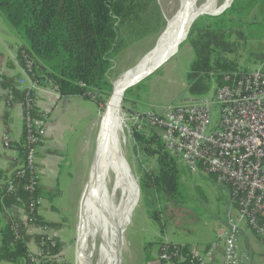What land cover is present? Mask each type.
<instances>
[{"label": "trees", "instance_id": "trees-1", "mask_svg": "<svg viewBox=\"0 0 264 264\" xmlns=\"http://www.w3.org/2000/svg\"><path fill=\"white\" fill-rule=\"evenodd\" d=\"M138 1L0 0V16L20 40L17 60L24 68L31 62L29 74L39 85H51L62 96L79 95L101 105L112 93L111 72L125 46L122 28ZM260 1L233 0L221 14L201 15L195 20L187 37L195 59L188 73L189 96L185 101L204 100L213 94L215 87L227 83V74L249 71L229 59L227 54L237 45L232 35H243L236 27L249 17ZM4 60L0 53V65ZM6 65L15 67L12 61ZM21 76L6 73L0 87L11 91L13 102L29 105L33 117H40L42 114L33 102L35 93L14 85ZM26 137L24 126L20 165L26 157ZM134 138L143 152L155 160V166L141 177L144 205L149 218L160 230L155 241L145 244L147 250L153 244L159 246L158 257L150 256L147 262L162 264L159 255L166 248L177 264H221L219 259L202 262L194 256L188 243L165 242L170 227L187 234L194 232L202 217L196 204L204 201L205 196L189 176L191 170L165 147L157 132L147 136L135 130ZM17 168L10 174L0 169V264H36L30 244L40 246L44 254L51 256L63 252L65 242L28 234L25 225L15 229L13 217L20 220L21 210H25L30 222L59 229L61 223L46 220L39 211L40 200L53 203L61 190L57 186L44 185L40 178L36 179L34 188L29 189L32 175L19 176ZM209 176L220 182L217 174ZM9 182L14 185L12 191H8Z\"/></svg>", "mask_w": 264, "mask_h": 264}, {"label": "rangeland", "instance_id": "rangeland-1", "mask_svg": "<svg viewBox=\"0 0 264 264\" xmlns=\"http://www.w3.org/2000/svg\"><path fill=\"white\" fill-rule=\"evenodd\" d=\"M206 1L195 0L197 5L204 4ZM232 1L227 5V0H215L217 8L221 11L218 14L202 15H219L224 11L221 8L223 6L229 7ZM179 7L180 0H139L125 21L122 28L125 46L117 57L111 72L113 90L111 95L105 98V103L99 105L96 152L99 147L102 122L108 102L114 92L115 82L128 70L136 67L157 46L168 28V20L178 13ZM236 29L243 31V35L240 36L238 33L232 35V39L236 41L237 45L232 52L227 54V57L235 60L242 68L246 67V69L252 70L264 62V0H261L252 8L249 17L240 22ZM0 36L10 39L13 48L17 49L15 44L17 40L19 42L20 40L2 16H0ZM194 59V51L186 39L181 43L176 54L125 91L121 113L123 118L122 152L131 174L137 180L140 198L138 204L130 211L129 220L122 226L121 232L124 231L122 234V248L120 243H117L120 264H151L146 259L150 256L158 257L159 246L153 244L147 250L145 244L155 241L160 236L158 226L148 216L141 189L142 174L150 171L155 166V160L144 153L139 143L136 142L134 131L128 120L129 113L131 110H159L160 107L171 102H184L187 100L189 96L187 90L188 73ZM87 127L88 121H80L74 126V136L76 138L74 148L77 142L87 135ZM94 156L95 150L87 161L91 166ZM77 159H69V162H65L58 176L57 184V181L51 180L49 177H42L44 185L57 186L61 190V194L53 203L44 199L43 210L48 219L63 223L61 231L66 239L64 251L68 264H84L85 257L88 256L90 259L87 258L86 264H105L101 252V246L104 243L103 228L99 230L96 237L89 236L86 249L81 245L86 224L85 211V217L82 218L81 215L82 197L89 184L92 167L80 171L83 163L79 165V162L83 161V157L80 156V159ZM114 172L113 167L110 165L106 173V178L108 177L106 181L111 196L112 191L115 189ZM209 175L210 173H195L192 171L189 175L193 183L200 187L205 196L204 201L196 204L202 211V217L198 225L195 226L194 232L187 234L185 231L170 227L171 229L169 228L165 237L171 241H185L190 246L191 244L192 246L196 245L193 250L199 253L206 244L215 239L217 228L226 221L230 200L228 188L224 184L211 179ZM112 204L110 210L114 211V206L119 204V196L114 198ZM114 217L115 219L118 218L115 215ZM115 219L112 222L115 223ZM261 248L264 249V246L262 245Z\"/></svg>", "mask_w": 264, "mask_h": 264}, {"label": "built area", "instance_id": "built-area-1", "mask_svg": "<svg viewBox=\"0 0 264 264\" xmlns=\"http://www.w3.org/2000/svg\"><path fill=\"white\" fill-rule=\"evenodd\" d=\"M31 68V62L22 67L23 75L14 85L35 93L41 85L29 74ZM6 73V68L0 67V82ZM226 80L204 100L171 102L159 110L130 111L128 120L133 131H143L147 136L157 132L165 147L192 172L217 174L230 194L227 219L217 228L208 248L192 252L204 263L219 259L221 264H244L239 243L244 231H250L264 246V62L249 71L227 74ZM49 87L58 93L56 87ZM0 97L15 103L9 89L0 87ZM19 104L27 137L26 157L16 173L22 177L30 173L32 182L28 188L33 189L40 178L39 155L52 146L45 138L46 115L33 117L29 105ZM13 189L9 182L8 191ZM21 225L28 234L62 240L60 229L30 222L25 210H21L20 220L13 217L14 228ZM30 252L36 264L68 263L65 251L49 256L32 244ZM159 258L162 264H177L166 248Z\"/></svg>", "mask_w": 264, "mask_h": 264}, {"label": "bare ground", "instance_id": "bare-ground-1", "mask_svg": "<svg viewBox=\"0 0 264 264\" xmlns=\"http://www.w3.org/2000/svg\"><path fill=\"white\" fill-rule=\"evenodd\" d=\"M230 2L231 0H227L226 4ZM216 8L215 0H207L201 5H197L195 0H180L178 13L168 20V28L157 46L136 67L118 78L114 84V92L104 115L94 171H92L91 182L83 194L81 205L82 218L86 214L81 245L86 249L89 236L96 237L99 230L103 228L104 243L101 246V252L105 264H120L117 248L119 231L129 220V213L138 204L140 198L137 180L131 174L122 152L123 118L121 113L125 89L138 78L144 77L165 58L178 52L181 43L187 37L189 25L194 17L213 14L219 10ZM110 165L115 171V189L112 191V196L106 181L108 178H106V173ZM117 196H119V204L114 206V211H111L110 207ZM114 215L118 218L115 219ZM114 219L116 224L112 222ZM87 258L90 259L89 256L85 257L84 264Z\"/></svg>", "mask_w": 264, "mask_h": 264}, {"label": "crops", "instance_id": "crops-1", "mask_svg": "<svg viewBox=\"0 0 264 264\" xmlns=\"http://www.w3.org/2000/svg\"><path fill=\"white\" fill-rule=\"evenodd\" d=\"M20 44L21 43L17 40L15 44L17 49H15L10 39L0 36V53L3 54L5 59L4 64L0 65V67H5L9 75H23V69L17 60ZM8 61L14 62L15 67H7L6 63ZM35 95V104L39 113L46 115L47 119L45 138L50 141L52 146L49 151L39 155L38 164L41 171V182L42 177L46 176L51 180L57 181V184L58 176L65 162H69V159L75 160L78 158L77 160H79L80 156L83 157V161L79 162V165L83 163V167H81V170L79 169L80 171L92 167L94 161L92 162V166L89 165L87 161L90 159L91 153L94 150L96 153V138L98 134L97 115L100 111L99 105L79 95L62 96L49 86H40V89L36 90ZM80 121H88L87 135L83 136L74 148V142L76 140L74 136V126ZM24 126L25 120L20 104H9L4 97H0V169L7 171L9 174L21 163L20 146L22 143ZM6 142H9V144L7 145ZM79 154L81 155L79 156ZM40 201L41 209L39 213L46 218V220L54 221L48 219L44 213L42 205L44 199ZM58 223H61V226L63 224L62 222ZM61 226L59 228L60 230ZM168 231L169 229L167 232ZM61 235L62 241L65 242L66 239L62 231ZM165 237V242L187 243L185 241H171ZM212 242L206 244L203 250L200 251L203 252ZM31 246L32 244H30V247ZM261 246L257 238L253 236L250 231H244L241 234L240 249L245 257L244 264H264V249L261 248ZM195 247L196 245L192 246V244L190 246L192 251H195L193 250Z\"/></svg>", "mask_w": 264, "mask_h": 264}, {"label": "water", "instance_id": "water-1", "mask_svg": "<svg viewBox=\"0 0 264 264\" xmlns=\"http://www.w3.org/2000/svg\"><path fill=\"white\" fill-rule=\"evenodd\" d=\"M227 8H228V6H224L222 9L225 10V9H227ZM220 11H221V10H219L218 12L213 13V14H218ZM209 14H211V13H209ZM198 17H199V16L194 17V19L191 21V23H190V25H189V28H188V32H187V37H188V34H189V32H190V29H191L193 23L195 22V20H196ZM187 37H186V39H187ZM171 57H172V56L165 58L163 61H161L160 63H158V64L156 65L155 68H153L150 72H148L144 77L138 78L135 82H133V83H131L130 85H128V86L126 87V89L129 88L130 86L136 84L137 82H139V81L142 80L143 78L147 77V76H148L149 74H151L154 70H156V68H158L159 66H161L164 62H166V61H167L169 58H171ZM126 89H125V90H126ZM103 120H104V119H103ZM102 126H103V122H102ZM102 126H101V132H102ZM100 136H101V133H100ZM96 158H97V152L95 153V158H94V162H93V166H92V170H91V178H92V171H94V167H95V163H96ZM91 178H90V181H89V182H91ZM88 185H89V184H88ZM119 232H120V233H119V236H118V242H117V243H120V247L122 248V245H123V237H122V234H123L124 231L121 232V229H120Z\"/></svg>", "mask_w": 264, "mask_h": 264}]
</instances>
